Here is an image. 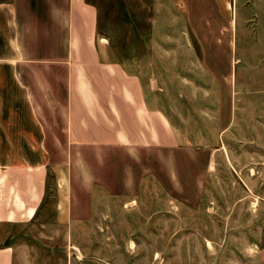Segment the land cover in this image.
<instances>
[{"label": "rangeland", "instance_id": "obj_1", "mask_svg": "<svg viewBox=\"0 0 264 264\" xmlns=\"http://www.w3.org/2000/svg\"><path fill=\"white\" fill-rule=\"evenodd\" d=\"M113 1L108 29L97 32H104L110 54L129 71L140 73L143 80L148 72L152 74L158 106L178 124L189 143L183 150H173L177 171L172 183L162 175L167 191L158 186L128 197L136 202L127 199L122 212L117 211L116 222H94L86 243L79 237L76 242L69 239L63 223L40 227V234L59 238H40V246L56 247L58 240L60 257L66 260L76 254L77 264H261L264 0ZM227 4L230 7L224 8ZM50 25L40 23V58L47 59L40 63V74L64 77L63 62L53 59L62 48L52 45ZM32 33L36 34V28ZM56 34L59 42L63 31ZM213 38L224 42L216 45L215 60L209 63L226 77H221L220 104L216 93L208 101V93L194 90L201 79L195 57L202 56ZM171 55L181 58L172 62ZM39 100L48 123L50 161L66 163L62 85L53 112L49 99L44 101L40 94ZM202 120L212 123L205 125ZM53 164L48 170L49 191ZM52 202L47 200L42 213L52 212Z\"/></svg>", "mask_w": 264, "mask_h": 264}, {"label": "crops", "instance_id": "obj_2", "mask_svg": "<svg viewBox=\"0 0 264 264\" xmlns=\"http://www.w3.org/2000/svg\"><path fill=\"white\" fill-rule=\"evenodd\" d=\"M112 2L0 0V264H77L76 254L62 259L58 235L40 234V227L63 223L69 239L90 238L94 222L118 220L117 211L122 212L128 197L172 183L177 171L173 150H183L189 140L158 106L152 74L143 80L129 71L110 54L104 32H97L108 29ZM42 22L52 25V45L62 48L53 59L63 62L64 77L40 74V63L47 61L40 58ZM56 31H63L59 42ZM223 43L213 38L208 54L195 57L201 79L194 90L208 93V101L216 93L218 104L221 77H226L209 63L215 60L216 45ZM176 58L181 57L170 56L172 62ZM61 85L67 161L53 164L46 114L37 95L52 102L48 108L53 112ZM48 199H53L52 212L44 214ZM40 238H58L57 245L40 246ZM258 258L264 264V236Z\"/></svg>", "mask_w": 264, "mask_h": 264}]
</instances>
